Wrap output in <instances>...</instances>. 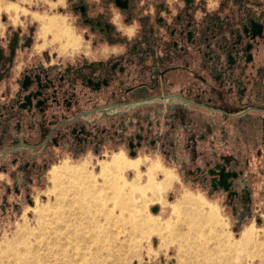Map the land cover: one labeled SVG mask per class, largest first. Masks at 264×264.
Listing matches in <instances>:
<instances>
[{
  "label": "flooded vegetation",
  "instance_id": "flooded-vegetation-1",
  "mask_svg": "<svg viewBox=\"0 0 264 264\" xmlns=\"http://www.w3.org/2000/svg\"><path fill=\"white\" fill-rule=\"evenodd\" d=\"M98 6H72L90 42L80 59L34 60L13 88L11 61L0 50L9 96L0 120L3 132L20 136L12 144H21L5 150L0 173L15 169L27 179L20 187L29 196L59 152L78 158L112 151L111 157L126 153L129 163H139L140 153L153 150L175 162L185 157L186 176L221 193L242 224L250 200L242 186L246 163L206 143L226 123L236 133L233 142L241 139L254 154L264 146V0H100ZM18 33L7 46L18 47L24 37ZM225 160L226 171L236 173L235 196L211 188L208 170Z\"/></svg>",
  "mask_w": 264,
  "mask_h": 264
},
{
  "label": "rangeland",
  "instance_id": "rangeland-1",
  "mask_svg": "<svg viewBox=\"0 0 264 264\" xmlns=\"http://www.w3.org/2000/svg\"><path fill=\"white\" fill-rule=\"evenodd\" d=\"M80 2H84L85 4L89 5L91 8L93 7L96 10L97 7H99L98 4L100 0H0V50L3 51V60L11 61L10 66L12 74L10 75L9 80L10 87H15L14 81L18 76V72L21 71L24 66H30L34 60H43L45 59V57H48L50 61L64 64L66 62H71L72 60L80 59L82 53L89 50L88 48H86V46L90 45V42H86V39L84 38V33L87 32V27L82 24L79 14L74 13L72 10V6ZM213 2H216V0H210V3ZM9 5L11 7L8 11H6L5 8ZM54 16L63 19L65 25L73 32L76 45L78 44V48L76 51L72 53H70L69 51L65 52L67 49H63L62 42L60 43L58 40H53L50 34H46L45 36L42 35L40 18ZM94 16H96V18L98 19L102 17V15L99 13L95 14ZM18 30L23 33L24 37H20L17 48H10L9 46H7V44L10 42L12 36L15 35V33H18ZM26 37H28V40H30L28 44L25 43V40L27 39ZM72 48L74 47H70L68 49ZM90 52H92L90 54L94 56L95 51L93 50ZM2 83L3 81L1 80L0 85ZM58 154V159L56 160V162L48 166L45 175L42 176L39 180H33L32 184L30 185L29 196H27L23 188L20 187L22 183L24 185L25 183H27V179H24L23 181L19 179L17 176L18 172L15 169L10 168L7 174L4 173L1 175V249L5 248L4 244L7 246V242L11 240L13 241L17 237L18 241L21 242L19 243L21 248L24 245V243L23 245L21 244L22 242H24L25 238V241L31 242L34 245V248L36 247L34 251L41 253L42 257L44 256L43 260L49 259V261L53 262V258L57 259L56 254L60 253V248H57L54 245V238H52L53 228H56L57 226H64L63 221H55L57 220L55 214L59 209L64 208V205L62 206L60 202L62 198L60 196L61 191L59 187H53L51 183V170L48 176V171L51 166L52 168L54 166H61L63 164H67L72 167L83 166L85 173L92 177V181L95 182L97 186H106L105 183L108 181V179H106L105 183L103 182V180H105V177L100 176V164L102 163V161L110 160L111 155L113 154L112 151H103L102 154H104V157H98L93 152H88L83 156H79L78 158H73L72 156L61 152H59ZM123 158L127 162L130 160L129 156H127L126 153H123ZM145 161V159L140 160L139 166L137 168L131 166L129 168H125L123 170L122 179L125 182L130 183L131 179L139 175L137 183L139 185H144L146 181L147 169L146 171H143L141 170V166L145 164L143 163ZM10 162L11 158L9 155H7L6 158L3 159V163L6 164ZM149 166L150 165L146 167L148 168ZM164 172L165 171L159 167V169L155 172L156 179H161ZM168 172L171 174L170 171ZM171 175L174 177L173 180L175 178V180H178V177H180V175L178 173L176 174L175 172H173V174ZM126 177H128L129 180L125 179ZM175 182H173V186H171V188L164 194V203L156 201L148 203L144 208L150 217V221L155 225V230H152V232L150 233H145L142 235L135 234L132 240L129 239V232H132L133 230H131L129 225H127L126 223L118 221L121 212L118 208L113 209V215H115V219L111 217V219L109 220L110 222L113 221L117 223H115L116 225H114V228L116 227L115 229H112L113 227L110 228V231L115 232V234L117 232V247L114 250V254H106V252L101 248V241L99 245L90 242L95 241L93 239V236H91V232L87 233L85 237L82 235V238L84 237V239L88 241L87 244L89 245V247L83 248L86 251L85 256H90L91 258L88 259L89 264H197L198 261L194 260L195 255L188 254L187 247L182 243V239L181 241L179 239L181 238V235L186 232V226L182 225V220H184L186 212L184 210L183 213L181 210L180 213H177L176 215H173L172 213L171 205L176 203V201L178 200H176L177 197L173 192H175L174 190H177V188L180 187V181L178 182V184ZM185 184L187 186L186 189H189L191 193H196V191L200 190L194 185H189L191 183L188 184L187 182H185ZM258 185V183L255 184L254 190L250 191V200L248 206L249 213L247 214V216H244L245 218H248L242 224L237 223V216L239 214L238 211L236 210L235 213L232 212L229 206L226 205L225 200L220 196L213 195L208 197L206 196L205 198L198 196L202 198L203 202L205 203V205H203V209L206 210L209 207L211 209L214 208V214L217 215L218 219V225L214 221H212V223L211 221L203 223V225H206L202 226V231L205 234L207 233L206 235H208V240L210 239L211 241V239L213 238L211 242L213 243L214 241H216L217 238H214L213 236L215 233V237L221 235L222 237H226L229 241L237 240L241 231L249 224L254 225L257 231L256 233L260 237L264 235V188H261ZM52 187L54 189H51ZM156 206L159 207V210L157 212H152V208ZM97 207L98 206H96L95 211L100 215H97L95 212V217L96 219L97 217H99L100 221L102 222L104 218L101 216L100 209ZM106 207H112L111 201H108L106 203ZM44 208L47 209L46 212H42ZM73 213L70 212L61 219L66 221L68 219L72 220V218L74 217H80L79 214ZM121 216H124V213H121ZM176 216L181 220L179 221ZM52 219L54 220L52 221ZM99 219L97 220L99 221ZM65 224H69V222ZM92 225V223H85L83 226L92 227ZM23 226L25 228L27 227V231H25L26 229H24ZM161 227L165 228V232ZM204 227L207 231L204 229ZM209 227L211 228V231H208ZM20 230L22 231V233H20ZM15 232H19V234ZM37 232H39L40 235ZM212 232L213 237L210 234ZM218 233L221 234L219 235ZM14 235L16 238L14 237ZM27 235L29 236L27 237ZM210 241L209 246L213 247L215 242L212 246V243ZM178 247L182 250H180ZM63 249H65L66 253L68 252L69 255L71 254L70 256L72 258L70 256L68 258L70 264H81L78 255L75 253L76 248H74V245H71L69 247L63 246ZM52 251L54 254L48 255V253ZM185 255L188 259L184 257ZM234 257L235 258L232 261L233 264H258V260H253L248 251H245L241 255ZM245 257L247 258L245 259ZM64 259L65 258L60 259L59 263L64 261Z\"/></svg>",
  "mask_w": 264,
  "mask_h": 264
},
{
  "label": "bare ground",
  "instance_id": "bare-ground-1",
  "mask_svg": "<svg viewBox=\"0 0 264 264\" xmlns=\"http://www.w3.org/2000/svg\"><path fill=\"white\" fill-rule=\"evenodd\" d=\"M10 7V5L6 6L5 10L8 11ZM40 20L42 35L45 36L46 34H50L53 40H58L60 43L62 42V47L64 50L70 47H76L74 35L65 25L63 19L54 16L40 18ZM138 165V162L129 163L125 161L121 155H113L109 161H102L100 164V176L105 177V180H103L104 183L106 179H108V181L105 183L106 186L103 187L97 186L95 182L92 181V177L85 173L83 166L72 167L67 164L57 167L54 166L50 172V180L53 187H59L61 191L60 196L62 198L60 202L62 206L64 205V208L59 209L55 214L57 217V220L55 221H63L64 226H57L56 228H53L52 238H54V245L57 248H60V253L56 254L57 259L53 258V262L49 261V259L43 260L44 256L42 257L41 253L34 251L36 247L34 248V245L31 242L25 241V238L24 242L21 244L23 245L24 243V245L20 248L19 243L21 242H19L18 237L16 238L14 235L16 239L13 241L11 240L12 242H7V246L4 244L5 248H0V264H57L59 263V260L63 258H65L64 261L60 262L59 264H70L68 258L71 254L69 255L68 252L66 253L65 249H63V246L69 247L71 245H74V248H76L75 253L78 255L81 264H89L88 259L91 258L90 256H85L86 251L83 248L89 247L87 244L88 241L85 240L84 237L90 232L91 236H93V239L95 240L90 242L99 245L101 241V248L106 252V254L112 255L114 254V250L117 247V232L115 234V232L110 231L111 227H113L112 229L116 228H114V225L117 223L113 221L110 222L109 220L111 217L114 218L115 216L113 215L114 208H118L121 213H124V216H121L120 213V218H118V221L126 223L129 225L130 229L133 230L132 232H129V239L132 240L135 234L142 235L155 230V225L150 221V217L144 208L148 203L156 201L164 203L163 196L170 188L174 177L171 175L172 173L170 174L168 171L164 170L165 172L162 178L157 180L155 177V172L159 169V166L152 164L147 169L146 181L144 185H139L137 183L139 175H137L138 177L136 176L131 179L130 183L125 182L122 179L123 170L127 167L129 168L130 166L137 168ZM125 179H128V177ZM53 187L51 189H54ZM108 201H111L112 207H106V203ZM203 205H205V203L203 202L202 198L189 193L184 194L176 201V203L171 205L173 215L180 213L181 210L182 212L184 210L186 212L185 218L182 220V225L186 226V232L183 233L179 239L180 241L182 239V243L187 247L188 254L195 255L194 260L198 261L197 264H233L232 261L235 258L234 256L237 257L245 251L249 252L253 260H258V264H264V235L260 237L256 233L257 231L253 224L246 226L241 231L239 238L234 241H229L226 237H222L220 235L221 233H218L220 236L215 237V233L213 236L217 239L214 241L215 243L213 242V246V243L211 242L213 238L211 241L210 239L208 240V235L202 231V226L206 225H203V223L209 221H211V223L214 221L218 225V219L217 215L214 214V208L211 209L209 207L204 210ZM96 206H98L97 208L100 209L101 216L104 218L102 222L100 221L99 217H97L99 221L95 217ZM46 211L47 209L45 208L42 210V212ZM70 212H75L73 214H79L80 217H74L72 220L68 219L66 221L61 219ZM178 219L179 221L181 220L180 218ZM53 220L54 219H52V221ZM68 222L69 224H65ZM85 223H92L93 225L92 227H84L83 225ZM23 228L26 229L27 227L25 228L23 226ZM161 228L164 229L165 232V228ZM210 229L211 228L209 227L208 231ZM25 231H27V229ZM213 232L210 233L211 236ZM15 233L19 234V232ZM20 233H22V231ZM37 233L39 234V232ZM82 235L84 236L83 238ZM28 236L29 235H27V237ZM209 241L212 243L213 247L209 246ZM179 249L182 250L181 248ZM52 254H54L53 251L48 253V255ZM184 257L187 258L186 255ZM246 258L247 257H245V259Z\"/></svg>",
  "mask_w": 264,
  "mask_h": 264
},
{
  "label": "crops",
  "instance_id": "crops-1",
  "mask_svg": "<svg viewBox=\"0 0 264 264\" xmlns=\"http://www.w3.org/2000/svg\"><path fill=\"white\" fill-rule=\"evenodd\" d=\"M3 81V83L0 85V107L6 105L7 97H6V91H7V82H5L2 77L0 76V81ZM3 132L2 127V121L0 120V157L3 155L6 149L13 148L15 146H20L19 144V138L20 136L16 133H13L12 135ZM264 134V133H263ZM241 135V134H240ZM234 136H236L235 131L232 127L228 126L226 123H222L218 128L213 130V132L209 135L208 142L206 143V146L214 145V148L219 153H223L227 157H234V159L237 162H242L243 164L246 163L245 171L243 179L245 180V184H243V188H248L250 191L254 190L255 184H259L258 186L261 188H264V146H259L256 149V153L254 154V151H251L246 144H244L241 139H239V143L233 142ZM242 138V135H241ZM14 140L16 141V144H12ZM209 144V145H208ZM122 151V150H121ZM253 152V153H252ZM141 160H146L145 164L141 166V170L146 171L147 163L150 162H157L160 164V166L164 170L170 171L172 174L175 172L178 173L180 177H178V180H173V182L177 183L180 181V187L177 188V190H174V195L177 197V199L181 198L184 194L191 193L189 189H186L187 182L189 185H194L195 187H198L200 190L196 191L194 195L200 196V197H208V196H220L222 199L224 196L221 193H215L212 194L208 190H206L201 184H198L194 182L192 179H190L185 174V168L183 169L184 164L186 163V158L182 157L180 159V162H175L172 157H164L158 154H155L153 150H144L142 153L138 156ZM182 162V163H181ZM3 173H0V177ZM162 178V177H161ZM1 179V178H0ZM173 182L171 186H173ZM184 182V183H181ZM261 185V186H260ZM170 186V188H171ZM169 188V189H170ZM258 188V187H257ZM168 189V190H169ZM173 189V187H172ZM183 194V195H182ZM157 211L159 210V207L156 206Z\"/></svg>",
  "mask_w": 264,
  "mask_h": 264
},
{
  "label": "water",
  "instance_id": "water-1",
  "mask_svg": "<svg viewBox=\"0 0 264 264\" xmlns=\"http://www.w3.org/2000/svg\"><path fill=\"white\" fill-rule=\"evenodd\" d=\"M133 155V153H131ZM228 165V160H225L224 165L215 164L212 169L208 170V174L212 176L211 178V188L213 190L221 189L223 192L227 193L228 196H235L237 192L230 190L232 187V182L230 179L236 178V173L230 170L226 171ZM152 212H157V208L153 207Z\"/></svg>",
  "mask_w": 264,
  "mask_h": 264
}]
</instances>
